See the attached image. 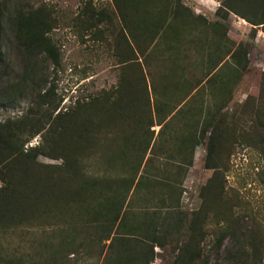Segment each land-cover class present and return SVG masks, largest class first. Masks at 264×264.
<instances>
[{
    "label": "rangeland",
    "instance_id": "1",
    "mask_svg": "<svg viewBox=\"0 0 264 264\" xmlns=\"http://www.w3.org/2000/svg\"><path fill=\"white\" fill-rule=\"evenodd\" d=\"M256 2L242 12L256 17ZM21 5L47 44L24 52L10 29L0 35V122L20 125L24 149L39 148L36 158L0 152V264H106L126 248L139 264H231L242 254L264 264L263 24L216 12L219 0H139L136 12L122 2V14L113 0H12L7 10ZM236 44L246 68L227 59L208 75ZM211 116L214 170L209 132L180 146L201 127L189 124ZM131 133L128 147L150 140L145 155L124 146ZM134 175L124 225L138 228L106 250L94 199L107 186L120 198L117 181ZM92 177L101 182L79 192Z\"/></svg>",
    "mask_w": 264,
    "mask_h": 264
},
{
    "label": "trees",
    "instance_id": "2",
    "mask_svg": "<svg viewBox=\"0 0 264 264\" xmlns=\"http://www.w3.org/2000/svg\"><path fill=\"white\" fill-rule=\"evenodd\" d=\"M129 7L133 9V12H136L138 9L139 5V0H113L117 11L119 14H122V8H121V3L123 2V5L125 7V3ZM220 5L217 7L216 12L223 10L225 14L229 12H233L234 14L246 19L249 23H251L254 26H258L263 24L264 26V7L263 5H255L256 10H259L260 13L256 15V17H249L246 13L242 12V4H247L251 3V1L255 0H219ZM261 0H259L260 2ZM12 0H5L0 2V35L6 31L7 29H10L13 32L16 47L19 48L20 50L24 52H36V50L41 49L43 46H45L47 43L42 37V34L38 32L39 30V24L35 21V18L26 16L24 14V9L23 6H19L15 8V12L12 13L9 10H7L9 3H11ZM256 2V3H259ZM152 7V4L150 8ZM127 12V11H126ZM94 13V11H93ZM100 13H96L98 15ZM125 26H127V23H125ZM264 32V28L262 29ZM3 47L4 44L0 42V59L3 57ZM2 54V55H1ZM228 58H224L222 61H217L215 65L210 68V71H208L211 75L214 74V72H217L221 66L224 64V62L227 59L233 60L235 63L239 65L241 69L246 68L247 64V48L245 46H242L240 44H236L233 48H229V51L225 55ZM198 86V85H197ZM197 86L195 85L192 88L193 90L197 89ZM153 87H151L152 89ZM145 89L147 91V85L145 86ZM191 92H189L188 95H190ZM187 95V96H188ZM184 99H181L177 102V105L180 104L179 107L174 106L171 110H176L177 112L182 106L187 102L184 101ZM184 101V102H183ZM182 103V104H181ZM159 104L160 101L155 98L153 101V111L155 112V115L157 114L158 118V123L160 125V128H163L166 126V123L168 122L169 118L165 121L164 117L159 114ZM165 104V103H162ZM148 107H149V100H148ZM171 118V117H170ZM12 121H9V119L5 120L4 122H0V152L2 151H10L12 154H22L25 157H30V158H36L38 154V146H31L29 149H24L23 145L24 143H19V137L16 135V131L20 129V125H12ZM152 123H149V126H151ZM199 126L200 129H198V132L194 135L193 133L189 132V135L181 139L180 141L183 143L180 146L181 152H184L188 150L189 144L190 148L191 146L194 147V140L195 137L201 139L204 138L206 133L209 132L208 135V144H207V161H206V166L209 168H212L213 170L216 169V166H214L213 159H214V154L216 152V138L219 136V126L215 123H212V116L203 120L200 124H189L188 128H198ZM39 128L36 129L32 135L36 134L39 132ZM134 135V133H131L128 136L123 137V143L124 146L127 147L128 149L131 150L133 153H146V150L148 149V146L150 144V140H147L146 136L143 137L137 146H130L128 147L127 144L131 140V136ZM187 142V144L185 143ZM145 143V148L142 149V144ZM2 150V151H1ZM62 156H65L62 154ZM140 156V154L138 155ZM137 156V157H138ZM60 156L57 155H51V158H58ZM144 156H142L137 162L133 163L131 165V169L136 168V173L141 165L142 159ZM149 158V157H148ZM148 158L145 160L144 165L146 164V161ZM113 159H118V154L115 153L113 155ZM127 160L128 158H124V160ZM129 162V161H128ZM190 162V161H189ZM64 165L69 167L70 169L73 168V160H66L64 162ZM142 176L139 175V178L136 180V175L133 177L129 176L128 179L126 177L120 178L116 184L121 183V188L123 190L122 196L119 198V194H117V191L110 187H106V191L109 192L110 194L106 196L102 192V197H95L94 200H97V207L96 210L94 211L95 217L93 222L97 223L96 227L98 228V231L101 234V239L103 240H110V242L107 245V249L109 251H114V247H118V240L122 239L121 235L119 233H125V231H134L138 227L136 225L132 224L129 225V229L127 228V225H124V219L126 217L125 209V200L127 198L128 192L131 190L132 185H140ZM101 180H98L97 178L92 177L91 182L90 181H85L81 184L79 188V192L81 191H88L92 190L91 188H95L97 183H100ZM106 186V185H105ZM104 186V187H105ZM117 187H120L117 185ZM40 191V190H39ZM36 192V193H39ZM27 193V192H26ZM34 194V193H32ZM125 208V209H124ZM3 209L0 207V212H2ZM155 232V231H154ZM131 234V233H129ZM133 236V235H131ZM151 241L155 242V244H158V241L155 239V237L151 236L149 237ZM223 237H219V242L222 240ZM70 244V243H69ZM218 248V246H217ZM55 254V252L53 253ZM136 261V258L130 253L129 248L122 249L119 251L117 257L115 260H106V264H139L138 261ZM31 264H41V262L37 261H32L30 259ZM51 264H57V260L55 256H52L50 258ZM61 264H64L63 262ZM172 264H179L177 262H174ZM216 264H222L216 263ZM224 264H230V261L225 262ZM231 264H262L260 261H256L252 259V256L248 259L246 258L243 254L240 256V259L232 261Z\"/></svg>",
    "mask_w": 264,
    "mask_h": 264
}]
</instances>
